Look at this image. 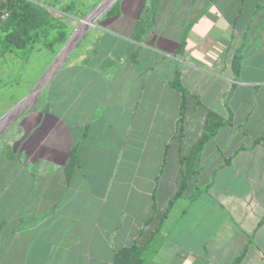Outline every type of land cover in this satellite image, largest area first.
I'll return each mask as SVG.
<instances>
[{
	"label": "crops",
	"instance_id": "obj_1",
	"mask_svg": "<svg viewBox=\"0 0 264 264\" xmlns=\"http://www.w3.org/2000/svg\"><path fill=\"white\" fill-rule=\"evenodd\" d=\"M134 9L1 146L0 264H114L133 245L147 264H264V0ZM209 110L227 122L196 150Z\"/></svg>",
	"mask_w": 264,
	"mask_h": 264
},
{
	"label": "rangeland",
	"instance_id": "obj_2",
	"mask_svg": "<svg viewBox=\"0 0 264 264\" xmlns=\"http://www.w3.org/2000/svg\"><path fill=\"white\" fill-rule=\"evenodd\" d=\"M36 1L39 3H47L48 6L50 5L49 10L52 13H57L59 15V20L49 28L47 31L48 35H43L41 39L34 43L31 47L0 54V118L20 99L29 95L36 87L37 83L47 75L45 73L58 58V55L62 51L66 42L77 31L85 26L84 23L89 21V19L85 18L96 7H98V5L103 0ZM144 1L147 3L150 0H115L113 3H111V5L107 7L102 12V14L96 18L86 29L84 34L76 42L72 51L66 57V60L64 61L61 68L64 67L67 62L77 58L80 54L85 53L89 49L97 33V28L101 26L99 23L106 18L115 15L113 13L115 8L117 9V7L121 5L124 6L128 12H133L135 10L134 7L139 9L140 5H142ZM91 18H93V15L90 17V19ZM59 23L64 24L61 27V30L66 35L65 41L63 43L52 41V38L59 31ZM75 36L76 35H74L71 39H73ZM59 70L53 73L48 83L41 89L35 103L30 104L34 99L33 97L23 108V111L20 114L18 113L19 116H16V118L11 121L9 125L7 124L8 126L6 125L7 128L0 135V148L8 140L13 129L23 117L30 113H34L41 106H43L46 97L47 86L52 78L59 72ZM2 130H0V132Z\"/></svg>",
	"mask_w": 264,
	"mask_h": 264
},
{
	"label": "trees",
	"instance_id": "obj_3",
	"mask_svg": "<svg viewBox=\"0 0 264 264\" xmlns=\"http://www.w3.org/2000/svg\"><path fill=\"white\" fill-rule=\"evenodd\" d=\"M158 1L159 0H150L147 3L144 1L143 6L145 4L156 6ZM49 6L47 3H39L36 0H8L6 3L0 4V7L6 8L8 12V15L0 20V54L14 52L18 49H26L38 42L43 35H48L47 31L49 28L59 20V15L57 13H52L49 10ZM117 12L118 11L115 8L113 13L116 14ZM153 12L154 11L148 12V14L152 15ZM59 25V31L52 38V41L63 43L66 35L61 30V27L64 24L59 23ZM151 25V16H148L143 20L140 19L137 23L136 31L137 33H142L146 28L149 26L151 27ZM183 44L184 39L180 42L177 52L181 51ZM176 82L177 81L173 83V86H176ZM185 103V91L182 90V101L179 109L181 117L184 114ZM226 122L227 121L216 111L209 110L204 124L203 135L196 144L195 149H199L204 142L212 138L217 130L222 125L226 124ZM188 177L189 173L183 171L177 190L173 197L168 201L165 212L169 210L176 198L182 196L187 187ZM198 192H195L192 197ZM146 248L147 246L138 247L136 245L123 248L116 253L114 264H147L153 253ZM243 255L244 252L230 264L239 263Z\"/></svg>",
	"mask_w": 264,
	"mask_h": 264
},
{
	"label": "water",
	"instance_id": "obj_4",
	"mask_svg": "<svg viewBox=\"0 0 264 264\" xmlns=\"http://www.w3.org/2000/svg\"><path fill=\"white\" fill-rule=\"evenodd\" d=\"M115 0H103L99 5L98 7H96L85 19H89V23L87 25H85L83 28H81L79 31H77L74 35H76L74 41H73V44L71 46V48L62 56V61L61 63L59 64L58 67L54 68L52 71H49V75L47 76V78L42 82L40 83V81L37 83L36 87L33 89V91L27 95L26 97L20 99L11 109H9L6 113H4L0 120L4 119L5 117H7L8 115H10L16 108H18L21 103H23V101L25 99H27L30 95H32L33 93H36L37 95L39 94V92L41 91V89L48 83V81L50 80L51 76L53 75L54 72H56L57 70H59L61 68V66L63 65L64 61L66 60V57L69 55V53L72 51V49L74 48L76 42L80 39V37L84 34V32L86 31V29L91 25V23L96 19L98 18L102 12L111 5V3H113ZM93 15V18L90 19V17ZM84 19V20H85ZM73 35V36H74ZM72 36V37H73ZM71 37V38H72ZM70 38V39H71ZM69 39V40H70ZM69 40L66 42V44L69 42ZM65 44V45H66ZM64 45V47H65ZM63 47V48H64ZM63 50V49H62ZM62 52V51H61ZM60 52V53H61ZM60 55V54H59ZM58 55V56H59ZM51 67V66H50ZM49 70V69H48ZM48 72V71H47ZM46 72V73H47ZM45 73V74H46ZM43 78V77H42ZM41 78V79H42ZM40 79V80H41Z\"/></svg>",
	"mask_w": 264,
	"mask_h": 264
},
{
	"label": "bare ground",
	"instance_id": "obj_5",
	"mask_svg": "<svg viewBox=\"0 0 264 264\" xmlns=\"http://www.w3.org/2000/svg\"><path fill=\"white\" fill-rule=\"evenodd\" d=\"M76 37V36H75ZM75 37L73 38V39H71L66 45H65V47L63 48V50H62V52L60 53V55L58 56V58L55 60V62L53 63V65H51V67L49 68V70H48V72L46 73L47 75L40 81V83H42L46 78H47V76L49 75V71H52L54 68H56V67H58L59 66V64L61 63V61H62V56L71 48V46H72V44H73V41H74V39H75ZM34 97V99H33V101L30 103V104H32V103H34L35 101H36V99H37V97H38V95L36 94V93H33L32 95H30L27 99H25L24 101H23V103H21V105L18 107V108H16L15 110H17V113H20L22 110H23V108L27 105V103L32 99ZM14 110V111H15ZM13 111V112H14ZM13 112L11 113V114H13ZM11 114L10 115H8L7 117H5L4 119H2V120H0V123H5V122H8V124L11 122Z\"/></svg>",
	"mask_w": 264,
	"mask_h": 264
},
{
	"label": "built area",
	"instance_id": "obj_6",
	"mask_svg": "<svg viewBox=\"0 0 264 264\" xmlns=\"http://www.w3.org/2000/svg\"><path fill=\"white\" fill-rule=\"evenodd\" d=\"M8 0H0V4L6 3ZM8 15L6 8L0 7V20L4 19Z\"/></svg>",
	"mask_w": 264,
	"mask_h": 264
}]
</instances>
